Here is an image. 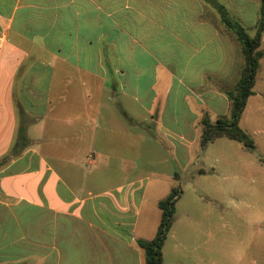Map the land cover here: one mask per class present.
Returning <instances> with one entry per match:
<instances>
[{
  "label": "crops",
  "instance_id": "obj_1",
  "mask_svg": "<svg viewBox=\"0 0 264 264\" xmlns=\"http://www.w3.org/2000/svg\"><path fill=\"white\" fill-rule=\"evenodd\" d=\"M214 1L255 28L261 0ZM243 67L204 0H0V264H144L139 220L162 200L130 180L144 142L228 117ZM253 93L255 150L233 141L226 164L264 184V58Z\"/></svg>",
  "mask_w": 264,
  "mask_h": 264
},
{
  "label": "rangeland",
  "instance_id": "obj_2",
  "mask_svg": "<svg viewBox=\"0 0 264 264\" xmlns=\"http://www.w3.org/2000/svg\"><path fill=\"white\" fill-rule=\"evenodd\" d=\"M243 14L250 25L256 13L248 10ZM245 30L249 36L255 34V28ZM159 123L164 128L170 127L168 120H160L157 126ZM179 128L187 141H171L172 146L165 141L166 148L154 141L144 142L137 159L144 172L130 178H143V184L156 189L155 194L161 199L177 185L182 191L163 247V264H264V184L261 175L252 174V178H248L247 174H242L235 178L226 164L228 155L235 153L233 141L223 139L206 151L200 145L198 124L196 132H191L185 122L179 124ZM247 157L255 160L260 156L249 153ZM159 221L158 207L146 204L139 220L137 238L152 240Z\"/></svg>",
  "mask_w": 264,
  "mask_h": 264
},
{
  "label": "trees",
  "instance_id": "obj_3",
  "mask_svg": "<svg viewBox=\"0 0 264 264\" xmlns=\"http://www.w3.org/2000/svg\"><path fill=\"white\" fill-rule=\"evenodd\" d=\"M207 1L219 15L221 23L230 31L240 44L244 67L240 78L232 91L226 93L230 102V115L220 117L215 122L206 115L200 121L201 148H206L217 139H227L240 143L247 152L255 150L253 139L240 127L239 121L245 110L248 99L254 94L253 87L259 69V62L264 58L260 50L262 34H264V0H261L259 17L255 25V34L249 36L243 26L232 20L226 9L214 0ZM178 180V177L175 176ZM182 196L180 186L174 187L170 193L157 203L160 221L152 240L137 239L136 246L142 251L144 264H163V247L174 222L176 204Z\"/></svg>",
  "mask_w": 264,
  "mask_h": 264
}]
</instances>
